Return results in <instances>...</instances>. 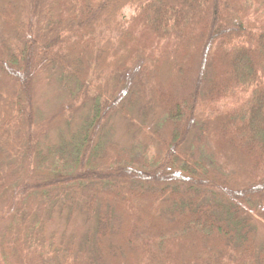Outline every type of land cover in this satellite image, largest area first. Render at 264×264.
I'll return each mask as SVG.
<instances>
[{
  "label": "trees",
  "instance_id": "trees-1",
  "mask_svg": "<svg viewBox=\"0 0 264 264\" xmlns=\"http://www.w3.org/2000/svg\"><path fill=\"white\" fill-rule=\"evenodd\" d=\"M28 5L0 0V196L15 192L0 216V224L10 217L1 263L264 264L248 216L264 208V0ZM43 8L53 37L38 52ZM39 63L70 72L76 100L93 74L129 75L136 90L125 104L130 85L97 100L84 127L44 154L31 128ZM95 91L104 96L101 85ZM136 97L149 121L138 140L144 153L110 135L98 141ZM206 142L210 161L200 154ZM56 210L95 217L93 231L79 244L58 242L47 229Z\"/></svg>",
  "mask_w": 264,
  "mask_h": 264
},
{
  "label": "rangeland",
  "instance_id": "rangeland-1",
  "mask_svg": "<svg viewBox=\"0 0 264 264\" xmlns=\"http://www.w3.org/2000/svg\"><path fill=\"white\" fill-rule=\"evenodd\" d=\"M25 3L28 5L29 0H25ZM28 6L25 7V12H28ZM40 16L39 22L34 23V35L36 37L41 35V39L38 41V52L53 37L50 34L44 8ZM30 23H33V21H30ZM25 40L27 42L31 40L29 34ZM22 47V42H14V48L18 49V51H21ZM35 61L37 63L38 59H35ZM92 78L94 79L92 88H88L87 93L83 94L79 100H76L78 83L70 72H64L59 66L46 69L41 63L36 65V70L31 80V104L35 114L31 128L36 140H38L37 148L39 151L41 150L45 154L47 150L61 144L63 140H70L73 134L84 127V120L97 100L103 103L107 98L112 99L122 92L127 85H130L126 88L131 87L129 90L131 92H128L122 100L125 104L129 102L131 94L136 90V87L131 86V83H129V75L121 76L108 72L105 74H93L91 81ZM98 85H101L104 91V96L102 97H99L95 91ZM136 99L138 103L130 107L129 111H127L128 115H122L118 109L112 114L107 124L98 134L97 140H103L105 135H110V139L113 142L120 144L135 154L144 153L142 149H138V140L141 132L144 131V125L149 123V121L145 114L139 111L138 108L141 105L138 97ZM148 130L152 131L151 125H149ZM196 140L197 138L192 134L187 146L190 149L194 148ZM205 146L209 147L210 144L208 142L201 143L200 154L206 161H210L211 156ZM154 151L152 150L150 155ZM25 162H29L28 158H25ZM38 174L40 172L35 171L34 176ZM9 190L0 196V216L5 213L9 198L14 196L15 192L12 189ZM255 206L257 207L259 204ZM250 208L252 209L251 206ZM261 209L259 213L255 208L248 211V216L252 218L253 225L257 229L256 242L258 246L264 242V208ZM5 218L6 220L0 224V242L3 231L10 221L9 216L5 215ZM94 226L95 217L88 218L85 213L80 211H74L71 214L68 210H56L47 222L48 234L54 232L58 242L61 240L65 245H68L72 238H75L76 243L79 244L88 230L92 229L93 231ZM0 264H2L1 253Z\"/></svg>",
  "mask_w": 264,
  "mask_h": 264
}]
</instances>
